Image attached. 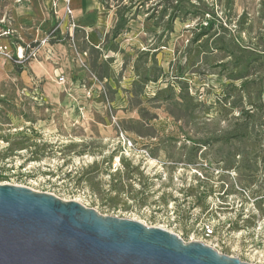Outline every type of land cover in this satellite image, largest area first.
I'll use <instances>...</instances> for the list:
<instances>
[{
	"label": "rangeland",
	"instance_id": "obj_1",
	"mask_svg": "<svg viewBox=\"0 0 264 264\" xmlns=\"http://www.w3.org/2000/svg\"><path fill=\"white\" fill-rule=\"evenodd\" d=\"M52 1L0 0V32L10 31L0 45L12 55L24 48L22 62L0 53V182L185 241H209L205 221L240 220L247 195L258 211L242 225L264 221V144L227 138L249 105L236 99L231 109L226 99L241 82L229 79L236 62L228 50L240 53L232 39L264 54V0H202L215 16L198 0H81L73 29L59 23ZM124 6L130 20L115 38V12ZM208 23L209 36L196 40ZM249 73L264 101V57ZM120 132L137 151L124 149Z\"/></svg>",
	"mask_w": 264,
	"mask_h": 264
},
{
	"label": "water",
	"instance_id": "obj_2",
	"mask_svg": "<svg viewBox=\"0 0 264 264\" xmlns=\"http://www.w3.org/2000/svg\"><path fill=\"white\" fill-rule=\"evenodd\" d=\"M0 264H251L76 200L0 184Z\"/></svg>",
	"mask_w": 264,
	"mask_h": 264
},
{
	"label": "built area",
	"instance_id": "obj_3",
	"mask_svg": "<svg viewBox=\"0 0 264 264\" xmlns=\"http://www.w3.org/2000/svg\"><path fill=\"white\" fill-rule=\"evenodd\" d=\"M61 1L63 3L62 10L58 7L59 5L55 0L52 1L51 9L54 11L59 23H61L64 19H67L71 29H73L75 24L70 21L72 18V9L70 5L71 0ZM57 27H55L53 32L56 31ZM9 33V30H3L0 32V36L8 35ZM46 42L47 39H43L40 43L46 44ZM15 52L16 55H12L10 54L7 45H0V53L5 58L12 60L13 62H22V59L24 58V48L22 46H18L15 49ZM37 52L36 48L30 49V54L33 57L36 56ZM60 81L63 82V78H61ZM120 138L124 144V149H128L132 152L137 151L134 142L126 134L120 132ZM140 151L143 157H149L146 150ZM2 183L5 182H0V184ZM247 197L248 199L246 200V203L248 206L242 208L244 202H241V205L239 206L240 213L245 210L244 215H241L240 220H238L236 216H228L224 218H217L216 222L205 221L201 224L202 226L200 231L202 232V236L204 238H210V240L207 241V239L200 238L197 241H201L213 247L220 253L237 257L242 261H246L251 264H264V221L259 219L251 228L242 225L244 222L243 218L249 217L258 211L255 199H251L248 195ZM258 198L261 199L262 196ZM176 235L179 236L178 234Z\"/></svg>",
	"mask_w": 264,
	"mask_h": 264
},
{
	"label": "trees",
	"instance_id": "obj_4",
	"mask_svg": "<svg viewBox=\"0 0 264 264\" xmlns=\"http://www.w3.org/2000/svg\"><path fill=\"white\" fill-rule=\"evenodd\" d=\"M198 1L204 9L203 13L215 16V13L213 12L212 8L206 6L205 3L202 2V0ZM100 2L104 3L103 0H100ZM128 10L129 7L127 8L126 6H124V8L122 9L117 7V10L115 12L117 16L116 23L112 29L113 37L116 38L124 30L127 29L130 19L128 16H126L125 12ZM210 27L211 23L205 25L202 24L200 26V31L196 36V40H199L201 37L206 35L209 36ZM170 28L171 26L169 25V29ZM232 41L235 46L239 49L240 53L238 54L235 48H233V50H228L229 56L233 57V62H236L233 68L231 69V75L229 76V79L232 81L241 80V82L238 86H235L234 84L229 85L230 90L227 91L226 99L231 98V101L229 103L231 109H233L237 106L236 99H239L238 102L240 103L242 102L243 98H246L249 108L243 105L240 106L241 108L238 110L237 116L233 118V122L231 124L232 130L227 134V138L243 139L244 137L254 136L260 139L263 138L262 142L259 139L258 143L264 144V101H262L261 99L263 87L261 86V84L255 83V80L249 78V65L253 61H257V59L263 58L264 54H259L253 50L240 48V46L236 43L234 39H232ZM16 67L19 70L21 69L20 66ZM137 75L139 76V79H141V76L139 74ZM157 79V76H155L153 78L143 79L141 82L147 83L148 81H156ZM255 87H258L259 89L257 92L258 97L256 98L252 96ZM258 148L261 147L258 146ZM236 155H239V153H237ZM4 177L5 176L0 175L1 179H3Z\"/></svg>",
	"mask_w": 264,
	"mask_h": 264
},
{
	"label": "crops",
	"instance_id": "obj_5",
	"mask_svg": "<svg viewBox=\"0 0 264 264\" xmlns=\"http://www.w3.org/2000/svg\"><path fill=\"white\" fill-rule=\"evenodd\" d=\"M52 0H47V3H50ZM81 2V0H71V3H70V5H71V9H72V19L74 18V12H75V7L79 4ZM83 3H84V1H83ZM59 8L62 10V8H63V3H62V1L60 0V2H59Z\"/></svg>",
	"mask_w": 264,
	"mask_h": 264
}]
</instances>
